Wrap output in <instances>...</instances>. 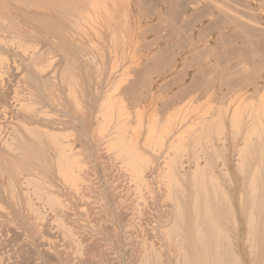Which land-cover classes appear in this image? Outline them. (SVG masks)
Here are the masks:
<instances>
[{"label":"rangeland","instance_id":"374dc122","mask_svg":"<svg viewBox=\"0 0 264 264\" xmlns=\"http://www.w3.org/2000/svg\"><path fill=\"white\" fill-rule=\"evenodd\" d=\"M113 5V2L110 0H0V62L6 63H0V71H3V74L0 72V75H2V77L0 76V128L3 135L10 139L12 134L20 132L21 127L19 122L21 119L19 118L22 117L23 113L20 111L21 107L27 103L29 104L31 101L40 100L41 104L47 107L46 109L49 111L48 115L52 114L49 118L51 123H53L50 128L48 127V130L52 134L54 133V137L61 140L55 141L57 143L55 145L56 143L53 142V138L51 140L53 143L52 147H56L53 149L48 144V148L51 147V149H48V152L46 147V150L43 148V152H47L43 155L45 157L43 158L45 161L43 166L39 161L33 162L17 159V157L5 149H0V157L3 160L1 166L6 170L4 172V170L0 169V264H139L142 261V256L145 254H148V259L151 260L147 263L153 264L155 262V256L153 258L154 252L158 253L159 256L155 264L180 263L181 258H179L178 248L175 247L177 245L174 242V238L168 232L169 227L174 223L176 218V209L174 208L176 204H171L170 201V205L169 200L166 201L167 196L165 195L166 190L164 186L166 189L169 187L164 185L162 177L145 176L149 168H139L140 172L144 170L142 172H144L145 177L143 175L141 177L145 180L146 186L144 184V188L143 186L136 188L133 185L134 182H132L134 178L132 174L133 170L130 169L131 173L127 172L129 168L127 170L122 165L125 157L121 155L124 158L122 161L121 157L116 155L118 153L116 151L117 148H115L117 145L115 144V147L110 152H108L109 149L107 150L109 147L107 136L115 138L113 134L118 133L116 131L122 126L120 124H125V121H128V118H126V105L123 102L127 94L125 89L126 80L121 77V69L126 67L124 63L128 57L136 56L140 51L137 48H133L132 34L123 31L126 27L121 23L122 18L120 17V13L122 11ZM67 21L70 22L68 23ZM26 46H28L27 49ZM33 46L39 49H34ZM15 47L17 48L15 49ZM19 47L20 49L24 47V50L27 51H23L27 52L28 55L26 53L25 55ZM28 50L29 52L34 51L33 58L29 57L33 52L29 53ZM81 54L85 56L83 57ZM28 58H32L33 60H29ZM92 59L93 61H91ZM29 61L31 63L37 62L40 66L36 65L34 67ZM41 64H44L43 67L47 65L46 72L42 69ZM48 66L49 68L52 66L50 71ZM33 68H38V70L36 69L35 72ZM66 69L67 71L62 72V70ZM39 70H43L42 74ZM47 71L51 74L54 72L55 74L53 73L52 77L49 72L47 74ZM68 73L70 74L68 75ZM44 74L48 76H46L48 81L46 78L42 79ZM52 81H54L55 85ZM41 83L46 86L47 92L44 91L45 89H42L44 86ZM118 108L121 111L124 108L123 112L126 114V117L118 115ZM104 110H109L113 118H110L109 122L111 126L109 129L106 128L107 131L102 134V132H99L100 128L98 126L102 123L101 116L104 114ZM4 117L6 118L4 119ZM126 124L123 126H126ZM119 125L120 127H118ZM126 129L124 127L123 131H121L122 134L128 131ZM131 131V133L129 132L130 136L127 132L124 134L125 138L129 137V140H125L129 141V145L132 143L133 147L131 145L130 147L135 150L138 157L142 155V157L148 158L139 151V146L137 145L142 139L140 136L141 130L131 129ZM111 132L114 133L112 134ZM58 135L60 136L58 137ZM28 139L34 145L31 137ZM59 145L60 147L62 146V149L65 147L66 150L69 149V154L71 153L74 157H78L76 158L78 159L77 161L83 166L82 173L81 171L77 172L80 173V177H84V179L81 178L84 182H88L87 186L89 187L86 186V182L85 184L83 182L82 185L86 188L81 185L80 188H82L79 191H74L75 189H69L70 186L62 180L63 178L60 177L58 168L56 167L57 161H55V158L58 156L56 153L57 150L59 151L57 147ZM66 150L64 153L67 152ZM15 162H20L22 164L20 166L22 167H27L28 165L27 170L29 172H27L25 167L22 169V167L14 166ZM83 170L86 171L84 174ZM130 175L133 176L132 179ZM24 176L25 178H38L40 176L41 181L45 182L47 186H51L50 188H46V185H42V188L48 194H57V199H63L62 202L61 200L59 201L65 205L66 209L63 210V208L61 210L51 207L44 202H38L35 195L31 194V188L28 187V189L24 183L25 180H22ZM146 182L150 183L147 185ZM145 187L147 188L145 189ZM149 188L150 190H147ZM160 189H163L162 192L159 191ZM174 189L175 187L173 186ZM173 193H176V191ZM155 194L157 195L155 196ZM139 195L143 198L140 199ZM144 197L146 198L144 199ZM141 200L147 202H142ZM183 205L184 212H189V204ZM31 207L36 208L39 213L42 212L40 214L41 218L33 214ZM238 207L240 211L239 218L244 227L242 241L239 240L241 227L235 233L231 230L229 222L224 219H221V222L224 221L223 226L231 236L236 237L235 241L239 244L237 249L239 248L242 264H264V237L261 236V239L259 237L258 247L255 249L254 255L250 253L251 250H248L247 244L244 245L246 235L244 222L248 204H238ZM147 210L148 212H146ZM56 219L58 221L62 220L60 221L61 224L64 223L68 229H71L70 231L73 233L71 235L75 237L73 240L71 235H68L67 232L66 234L63 229H60L61 227H57ZM166 231L169 238L165 234L167 233ZM133 241L137 242L134 243ZM79 244L86 247L83 248ZM81 247L80 252H77L76 249L78 250ZM152 251L153 253H151ZM150 253L153 255H150ZM50 254L51 256L49 257L48 255ZM190 257L193 258V256ZM194 264L197 263L194 262Z\"/></svg>","mask_w":264,"mask_h":264},{"label":"crops","instance_id":"0c3cea01","mask_svg":"<svg viewBox=\"0 0 264 264\" xmlns=\"http://www.w3.org/2000/svg\"><path fill=\"white\" fill-rule=\"evenodd\" d=\"M110 1L113 2V6L122 11L120 13L121 23L126 27L123 31L132 34L133 48L140 50L138 55L127 58L124 63L126 67L121 69V77L126 80L125 89L127 94L123 102L128 104L124 103L128 117H130H127V123L130 121L128 129L130 128L129 130H131L134 127L133 129L135 130L136 125H139L136 127V130L137 128L142 130L140 135L142 139L137 144L139 151L151 158L152 162V167L145 175L163 176L167 171L163 165L168 161V158L170 161L171 159L174 162L176 161L175 174L177 173V177H180L179 175H191L190 177H192V171H195L199 175V179H202V181L205 179L204 183H206V186L208 185V190L213 188L212 182L207 183L208 180L215 178L214 180L211 179V181H214L213 183L219 185V187L221 186L225 192L223 190L219 191L217 188L213 189L217 193L223 192L222 196L228 193L226 197L229 196L228 200L232 203L234 202V209L239 219L240 211L238 203H236L237 201L239 202L238 196L243 195V201L240 204H249L250 201L247 200V196L249 194L250 176L252 177V172L257 170L259 174L264 173L262 162L261 169L259 168L260 158L264 157L262 156V154L264 155V118L262 119L264 115H260L261 111V114L264 113V107H262L264 103L261 106V102L264 99L260 100L264 97V0H214L216 2L213 0ZM232 16H234L233 19L231 18ZM229 20H232L233 25ZM244 22H249L250 24H245ZM259 23H261L260 26ZM250 42L253 43L251 44ZM259 106H261L260 110ZM234 109H237V111ZM215 110H218V112ZM233 112H237L240 115ZM235 114L236 116L238 115L237 117H241L234 120L237 118ZM204 116L205 118H203ZM206 119L210 120H208L209 124ZM189 127L190 129L188 130ZM158 130L159 132L162 131V135L165 133L163 131L171 133L170 137L169 133L168 136L166 135L168 137H165L166 139L161 135L165 141L163 140L159 144H157L159 141L155 142V140H158L157 134H161ZM186 132L188 134H184ZM201 132L205 137H203ZM151 135L152 138H150ZM185 135L186 137L190 136L192 139L186 138ZM181 136L182 138H180ZM145 137L148 138L146 139ZM172 142L174 146L171 145ZM244 142H247L248 145L246 146L245 155L242 154L246 164L244 162L239 169L236 162L239 161L238 157L241 155V148L246 144ZM210 144L212 145L210 146ZM179 159L181 160L180 162H178ZM184 171L185 173L183 174L178 173ZM207 171L210 172L208 173ZM239 171H243V173ZM200 173L203 175H200ZM224 173L226 174L224 175L225 177L223 176ZM193 174L196 175V178L198 177L197 174ZM209 176L211 177L209 178ZM230 176L234 177V189L228 183L227 177ZM207 177L209 179H206ZM260 177L259 179L262 181L263 176L260 175ZM199 179L196 184L200 183ZM196 184L195 186L198 185ZM211 190L209 191L210 195L211 192L212 194L216 192ZM218 195L221 199V193ZM192 197L194 198V196ZM211 199L213 198L211 197ZM220 199L215 200L219 201ZM215 200H211L214 201L211 204H214L215 208L224 204L222 199L219 203ZM256 201L253 204H264L262 200L258 201L257 199ZM199 204H201L200 201ZM219 207L215 209L217 210L215 212L219 211L218 214L222 218L224 214L220 212L221 209ZM246 219L247 215L244 222L245 229ZM239 222L241 227L239 240L242 241L244 227L240 219ZM223 223L224 221H220V226L223 227ZM259 223L262 227L263 215H261ZM259 231L261 233L260 228ZM245 240L244 242H246Z\"/></svg>","mask_w":264,"mask_h":264},{"label":"bare ground","instance_id":"6f19581e","mask_svg":"<svg viewBox=\"0 0 264 264\" xmlns=\"http://www.w3.org/2000/svg\"><path fill=\"white\" fill-rule=\"evenodd\" d=\"M214 1V0H213ZM245 1V0H244ZM247 1V0H246ZM255 1V0H254ZM14 2V1H13ZM214 2H216V1H214ZM237 2V1H236ZM101 4V3H100ZM258 4V3H257ZM32 5V4H31ZM259 5V4H258ZM261 5V4H260ZM239 6V5H238ZM263 6H264V4H263ZM225 7V6H224ZM226 8V7H225ZM224 8V9H225ZM235 8V7H234ZM233 8V9H234ZM245 8V7H244ZM249 9V8H248ZM227 10V9H226ZM232 10V9H231ZM235 10V9H234ZM233 10V11H234ZM250 10V9H249ZM224 11V10H223ZM236 11H238V10H236ZM229 12V11H228ZM235 12V11H234ZM245 12V11H244ZM237 13V12H236ZM246 13V12H245ZM248 14V13H247ZM252 14V13H251ZM250 14V15H251ZM249 15V16H250ZM219 16V15H218ZM228 16V15H227ZM243 16H244V14H243ZM233 17L234 16H232L231 18L233 19ZM81 18V17H80ZM95 18V17H94ZM237 18V17H236ZM251 19V18H250ZM253 19V18H252ZM223 20H224V18H223ZM235 20V19H234ZM246 20H248V19H246ZM230 21V20H229ZM232 21V20H231ZM230 21V22H231ZM238 21V20H237ZM254 21V20H253ZM252 21V22H253ZM39 22V21H38ZM68 22V21H67ZM66 22V23H67ZM70 22V21H69ZM68 22V23H69ZM74 22V21H73ZM72 22V23H73ZM81 22V21H80ZM255 22V21H254ZM253 22V23H254ZM82 23V22H81ZM245 23V22H244ZM246 23H249V22H246ZM245 23V24H246ZM231 24H232V22H231ZM234 24H235V21H234ZM250 24V23H249ZM260 24L261 23H259V26H260ZM73 25V24H72ZM229 26H230V24H228ZM233 25V24H232ZM240 25V24H239ZM215 26V25H214ZM255 26V25H254ZM76 27V26H75ZM216 27V26H215ZM245 28V27H244ZM252 28H254V27H252ZM215 29V28H214ZM250 29V28H249ZM77 30V29H76ZM216 30V29H215ZM232 30H234V29H232ZM261 30V29H260ZM264 30V29H263ZM248 32V31H247ZM236 33V32H235ZM244 33V32H243ZM264 34V33H263ZM240 35V34H239ZM247 37V36H246ZM130 38V37H129ZM189 38V37H188ZM264 38V37H263ZM187 39V38H186ZM248 39V38H247ZM259 39V38H258ZM13 40V39H12ZM225 40V39H224ZM249 40V39H248ZM256 40V39H255ZM250 41V40H249ZM256 42V41H255ZM251 43V42H250ZM253 43V42H252ZM251 43V44H252ZM7 44V43H6ZM10 45V44H9ZM17 45V44H16ZM20 45V44H19ZM261 45V44H260ZM4 46V45H3ZM11 46V45H10ZM37 46V45H36ZM262 46V45H261ZM27 47L28 46H26V49H27ZM31 47V46H30ZM41 47H43V46H41ZM250 47V46H249ZM257 47H258V45H257ZM17 47H15V49H16ZM23 49H20V47H19V49L21 50V51H23L24 50V47H22ZM33 48H34V46H33ZM33 48H32V50H33ZM35 48H38V47H35ZM34 48V49H35ZM78 48V47H77ZM237 48V47H236ZM31 49V48H30ZM29 49V50H30ZM39 49V48H38ZM229 49V48H228ZM29 50H28V52H29ZM245 50V49H244ZM24 51H27V50H24ZM23 51V52H24ZM230 51V50H229ZM240 51V50H239ZM247 51V50H246ZM262 51V50H261ZM20 52V51H19ZM23 52H22V54H23ZM31 52H33V54L31 53ZM31 52H29V53H31V55L29 56V57H32V55H34V51H31ZM235 52H236V50H235ZM27 54V52H24V54ZM79 53H81V52H79ZM230 53H231V51H230ZM240 53H242V52H240ZM25 54V55H26ZM226 54V53H225ZM229 54V53H228ZM233 54V53H232ZM28 55V54H27ZM37 55V54H36ZM38 55H39V53H38ZM235 55V54H234ZM241 55V54H240ZM244 55V54H243ZM246 55V54H245ZM255 55V54H254ZM81 56H83V54H81ZM85 56V55H84ZM83 56V57H84ZM226 56V55H225ZM22 57V56H21ZM25 57H28V56H25ZM87 57V56H86ZM227 57H228V55H227ZM253 57H255V56H253ZM257 57V56H256ZM33 58V57H32ZM32 58H30V59H32ZM63 58V57H62ZM232 58H233V56H232ZM29 59V58H28ZM29 59V60H30ZM229 59V58H228ZM2 60V59H1ZM33 60V59H32ZM85 60H86V58H85ZM3 61V60H2ZM26 61V60H25ZM55 61H56V59H55ZM65 61V60H64ZM91 61H93V59L91 60ZM247 61V60H246ZM30 62V61H29ZM28 62V63H29ZM57 62H59V61H57ZM68 62V61H67ZM89 62V61H88ZM243 62V61H242ZM1 64H3L4 62H0ZM31 63V62H30ZM37 63V62H36ZM36 63H34V62H32L31 64H33L34 65V67L37 65V66H40V65H38V63L36 64ZM95 63V62H94ZM240 63V62H239ZM244 63V62H243ZM251 63H253L252 61H251ZM258 63V62H257ZM256 63V64H257ZM260 63V62H259ZM261 63H263V62H261ZM4 64H6V63H4ZM52 64V63H51ZM235 64H236V62H235ZM246 64V63H245ZM11 65V64H10ZM42 65V64H41ZM44 65V64H43ZM43 65H42V67H43ZM67 65H69V64H67ZM221 65V64H220ZM4 66V65H3ZM47 66V65H46ZM46 66H44L42 69L46 72ZM71 66V65H70ZM218 66V65H217ZM262 66V65H261ZM52 67V66H51ZM50 67V68H51ZM68 67V66H67ZM1 68V67H0ZM48 68H49V66H48ZM50 68H49V71H50ZM66 68V67H65ZM64 68V69H65ZM74 68V67H73ZM92 68H93V66H92ZM95 68H97L96 66H95ZM212 68V67H211ZM259 68V67H258ZM257 68V69H258ZM33 69H35L34 71L36 72V69L38 70V68H33ZM39 69H40V67H39ZM68 70H70L69 68H67ZM67 69L66 70H62V72L63 71H67ZM79 69V68H78ZM240 69V68H239ZM238 69V70H239ZM3 70V69H2ZM42 70V71H43ZM6 71V70H5ZM4 71V72H5ZM39 71H41V70H39ZM42 71H41V74H42ZM49 71H47V74H48V72ZM255 71V70H254ZM1 72V71H0ZM25 72V71H24ZM45 72H43V73H45ZM249 72V71H248ZM252 72V71H251ZM2 74H3V71L1 72ZM23 73V72H22ZM39 73V72H38ZM50 73V72H49ZM54 73V72H53ZM53 73L51 74V76L53 75ZM74 73V72H73ZM246 73V72H245ZM5 74V73H4ZM46 74V73H45ZM45 74H44V77L42 76V79L43 78H46V76H45ZM50 74H49V76H50ZM55 74V73H54ZM62 74V73H61ZM64 74V73H63ZM70 73H68V75H69ZM97 74V73H96ZM244 74V73H243ZM247 74V73H246ZM90 75V74H89ZM127 75V74H126ZM1 77H2V75H0ZM24 76V75H23ZM27 76V75H26ZM39 76L41 77V75L39 74ZM95 76V75H94ZM5 77V76H4ZM48 77V76H47ZM53 77V76H52ZM238 77V76H237ZM7 78H9V77H7ZM95 78V77H94ZM48 78H46V80H47ZM122 79H124V78H122ZM248 79H250L249 77H248ZM260 79V78H259ZM82 80V79H81ZM26 81V80H25ZM42 81H44V82H47V81H45V80H42ZM240 81V80H239ZM1 82H2V80H1ZM4 82V81H3ZM53 82V84H54V81H52ZM51 82V83H52ZM255 82V81H254ZM260 82V81H259ZM51 83H49V84H51ZM83 83V82H82ZM234 83V82H233ZM241 83V82H240ZM249 83H251V82H249ZM258 83V82H257ZM12 84V83H11ZM42 84V86H44L43 85V83H41ZM46 84V83H45ZM222 84V83H221ZM228 84V83H227ZM234 84H236V83H234ZM239 84V83H238ZM252 84H254V83H252ZM252 84H250V85H252ZM260 84V83H259ZM47 85V84H46ZM55 85V84H54ZM257 85V84H256ZM1 86H4V85H1ZM24 86V85H23ZM51 86V85H50ZM235 86V85H234ZM240 86H242V85H240ZM248 86V85H247ZM52 87H53V85H52ZM225 87H226V85H225ZM236 87H238V86H236ZM245 87H246V85H245ZM259 87V86H258ZM24 88H25V86H24ZM118 88V87H117ZM238 88H241V87H238ZM244 88V87H243ZM256 88V87H255ZM42 89L44 90V91H46V86H44V87H42ZM49 89V88H48ZM257 89V88H256ZM28 90V89H27ZM58 90V89H57ZM259 90V89H258ZM43 91V92H44ZM226 91V90H225ZM29 92V91H28ZM47 92V91H46ZM50 92V91H49ZM256 92V91H255ZM239 93V92H238ZM9 94V93H8ZM48 94H50V93H48ZM122 94V93H121ZM239 95H240V93H239ZM251 95H253L252 93H251ZM257 95V94H256ZM22 96V95H21ZM48 96V95H47ZM245 96H248V95H245ZM254 96V95H253ZM261 96V95H260ZM259 96V97H260ZM263 96V95H262ZM27 97H29V96H27ZM33 97V96H32ZM52 97V96H51ZM20 98V97H19ZM49 98V97H48ZM53 98V97H52ZM125 98V97H124ZM209 98V97H208ZM226 98V97H225ZM246 98V97H245ZM261 98V97H260ZM213 99V98H212ZM262 99H264V97L263 98H261L260 100L262 101ZM196 100H197V98H196ZM226 100V99H225ZM20 101V100H19ZM27 101V100H26ZM54 101V100H53ZM220 101V100H219ZM228 101V100H227ZM232 101V100H231ZM32 102V103H31ZM29 104L27 103L26 105H23L22 107H21V109H20V111H22L23 113H22V117L21 118H19V119H21V121L19 122V125H20V127H21V131L20 132H18V133H15V134H12L11 136V138L9 139L8 137H5L4 135H3V132H2V129L0 128V149H5L6 151H8L9 153H11V154H13L15 157H17V159H22V160H27V161H39L41 164H42V166L44 165L43 163H45V161L43 160V158H45V157H43V155H44V153L46 154L47 152H48V149H51V147H52V141L51 140H53V138H54V141L53 142H55V141H61V140H58V138H56V137H54V133L52 134L49 130H48V127L50 128V126H51V124L53 123H51V121H50V116L52 115H48V112L49 111H47V107H45L44 105H42L41 104V102H40V100L39 101H35V102H33V101H31ZM113 102V101H112ZM115 102V101H114ZM216 102H217V100H216ZM224 102V101H223ZM250 102V101H249ZM256 102V101H255ZM110 103V102H109ZM108 103V104H109ZM125 103V102H124ZM222 103V102H221ZM244 103H246V102H244ZM260 103V102H259ZM262 103H264V101L263 102H261V106L263 105ZM80 104V103H79ZM118 104H120V103H118ZM125 104H127V103H125ZM215 104V103H214ZM232 104V103H231ZM242 104H243V102H242ZM257 104V103H256ZM77 105V104H76ZM81 105V104H80ZM121 105V104H120ZM128 105V104H127ZM224 105V104H223ZM252 105V104H251ZM119 106V105H118ZM118 106H116V107H118ZM203 106V105H202ZM228 106V105H227ZM261 106H259V110L261 109L260 107ZM20 107V106H19ZM77 107V106H76ZM109 107H111V106H109ZM119 107H121V106H119ZM123 107H125L124 105H123ZM207 107V106H206ZM222 107V106H221ZM257 107V106H256ZM262 107H264V106H262ZM14 108V107H13ZM17 108V107H16ZM213 108V107H212ZM211 108V109H212ZM143 109V108H142ZM200 109V108H199ZM241 109V108H240ZM123 111H124V108L122 109ZM186 110V109H185ZM213 110V109H212ZM233 110V109H232ZM234 110H236L237 111V109H234ZM258 110V109H257ZM263 110V109H262ZM17 111V110H16ZM105 111V110H104ZM103 111V115L101 116V118H102V123H101V125L100 126H98L99 128H100V130H99V132H102V134H103V132H106L107 131V129L106 128H108L109 129V127L111 126V124H110V118H113L112 117V114L109 112V110H107V111H105L104 112ZM118 112H119V114L118 115H120L121 117H126V114H124V112L123 111H121V109L120 108H118V110H117ZM134 111V110H133ZM216 111V110H215ZM118 112H116V113H118ZM123 112V113H122ZM132 112V111H131ZM136 112V111H135ZM216 112H218V110L216 111ZM215 112V113H216ZM239 112V111H238ZM264 112V111H263ZM114 113V112H113ZM133 113V112H132ZM138 113V112H137ZM187 113V112H186ZM233 113H236V114H238V115H240L239 113H237V112H233ZM243 113V112H242ZM250 113V112H249ZM261 113H262V111H261ZM260 113V115H264V113L263 114H261ZM17 114V113H16ZM26 114H29V115H27L26 116ZM115 114V113H114ZM145 114V113H144ZM236 114H235V116H236ZM244 114V113H243ZM135 115V114H134ZM133 115V116H134ZM204 115V114H203ZM206 115V114H205ZM234 115V114H233ZM237 115V116H238ZM4 116V115H3ZM114 116H116V115H114ZM185 116V115H184ZM184 116H183V119H184ZM235 116H233V117H235ZM236 116V117H237ZM261 116V117H262ZM2 117V116H1ZM54 117V116H53ZM82 117V116H81ZM118 117V116H117ZM127 117H128V114H127ZM126 117V118H127ZM141 117V116H140ZM241 116H239V117H237V118H235L234 120H236V119H238V118H240ZM251 117V116H250ZM6 117H4V119H5ZM83 118V117H82ZM126 118H123V119H126ZM128 118H130V117H128ZM136 118H137V116H136ZM199 118V117H198ZM203 118H205V116L203 117ZM207 118V117H206ZM264 118V116L262 117V119ZM51 119H55V118H51ZM119 119V118H118ZM211 119V118H210ZM218 119V118H217ZM1 120H2V118H1ZM62 120V119H61ZM116 120V119H115ZM128 120V119H127ZM130 120V119H129ZM140 120V119H139ZM167 120V119H166ZM201 120V119H200ZM200 120H198V121H200ZM207 120V119H206ZM209 120V119H208ZM208 120L206 121L207 123H208ZM220 120V119H219ZM264 120V119H263ZM122 121V120H121ZM141 121V120H140ZM184 121V120H183ZM210 121V120H209ZM230 121V120H229ZM232 121V120H231ZM252 121V120H251ZM130 122V121H129ZM128 122V123H129ZM165 122H167V121H165ZM204 122V121H203ZM260 122V121H259ZM65 123V122H64ZM120 123V122H119ZM127 123V121H125V124ZM141 123V122H140ZM147 123V122H146ZM171 123V122H170ZM198 123V122H197ZM218 123V122H217ZM235 123H236V121H235ZM234 123V124H235ZM264 123V122H263ZM55 124V123H54ZM99 124V123H98ZM124 123L123 124H120V125H122L121 127H120V125L118 126V127H120V128H118V130L116 131V132H118L117 134L115 133V134H113L112 132V134L113 135H115V138L114 137H108L107 136V140H108V148H107V150L109 149V151L108 152H110V150H112L114 147H115V144L117 145V146H119V147H115V148H117L116 149V151L118 152V153H116L114 150V152L116 153V155H118V156H120L121 158V160L123 161V156L125 157V159H124V163H122V165H123V167L124 168H127V170H128V168H129V171H127V172H130L131 173V170H133L132 171V174H133V176H134V178H133V176L132 175H130V177H131V179L133 180L132 182H134V184L133 185H135V187L136 188H140L139 186H143V188H144V184H145V180H143V178L141 177L142 175L144 176V172H142V171H144V170H141V172L139 171V168L141 169V168H149L150 169V166H152V163L151 162H149V160L151 159H149V157L148 158H144V157H142V155L140 156L139 154V156L140 157H138L137 156V154H136V152H135V150H133V148H131L130 147V145L132 144H130L129 145V141H127V140H125V139H128L129 140V137L128 138H125L126 136L124 135V134H126V132H127V134L129 135V129H128V124H126V126H123V125H125ZM142 124H144V123H142ZM168 124V123H167ZM209 124V123H208ZM219 124H221V123H219ZM230 124H231V122H230ZM238 124V123H237ZM262 124V123H261ZM63 125V124H62ZM130 125H132V124H130ZM134 125V124H133ZM165 125V124H164ZM260 125V124H259ZM137 126H139L138 124L136 125V127ZM146 126V125H145ZM175 126V125H174ZM208 126H210V125H208ZM213 126V125H212ZM236 126V125H235ZM33 127V128H32ZM97 127V128H98ZM123 127V128H122ZM124 127H126L127 129L126 130H128V131H125V132H123V134H122V132L121 131H123V129H124ZM136 127H135V130H136ZM150 127H152V126H150ZM163 127V126H162ZM205 127V126H204ZM264 127V126H263ZM56 128V127H55ZM96 128V129H97ZM116 128H117V126H116ZM122 128V130H120ZM134 127H132V129H133ZM167 128V127H166ZM165 128V129H166ZM234 128V127H233ZM250 128V127H249ZM253 128V127H252ZM256 128V127H255ZM262 128V127H261ZM261 128H259L260 130H261ZM104 129H106L105 131H104ZM114 129V128H113ZM138 129V128H137ZM151 129V128H150ZM157 129V128H156ZM165 129H162V130H165ZM171 129V128H170ZM190 129V127L188 128V130ZM192 129V128H191ZM57 130V129H56ZM166 130H168V129H166ZM175 130V129H174ZM185 130V129H184ZM188 130H186V131H188ZM197 130V129H196ZM207 130V129H206ZM257 130V129H256ZM112 131V130H111ZM131 131V130H130ZM142 131V130H141ZM148 131V130H147ZM152 131V130H151ZM168 131H170V130H168ZM192 131V130H191ZM215 131V130H214ZM263 131V130H262ZM132 132V131H131ZM130 132V133H131ZM133 132H135V131H133ZM158 132H159V130H158ZM161 132V134L159 135V134H157V139L158 140H155V142L157 141H159L157 144H159L160 142H163V137L165 138L166 137V135L168 136V133H166V131H163V132H165V133H163L164 135H162V131H160ZM159 132V133H160ZM171 132V131H170ZM184 132V131H183ZM198 132V131H197ZM216 132V131H215ZM253 132V131H252ZM58 133V132H57ZM95 133V132H94ZM98 133V132H97ZM174 133H175V131H174ZM196 133V132H195ZM199 133V132H198ZM197 133V134H198ZM210 133V132H209ZM212 133V132H211ZM259 133V132H258ZM141 134V133H140ZM152 134V133H151ZM170 134L171 133H169V137H170ZM184 134H188V132H186V133H184ZM201 134H202V132H201ZM215 134V133H214ZM217 134V133H216ZM246 134V133H245ZM260 134V133H259ZM123 135H124V137H123ZM127 135V136H128ZM132 135V134H131ZM149 135V134H148ZM147 135V136H148ZM159 135V136H158ZM161 135L163 136V137H161ZM189 135H190V133H189ZM191 135H193V134H191ZM196 135V134H195ZM203 135V134H202ZM249 135V134H248ZM262 135V134H261ZM56 136V135H55ZM60 135H58V137H59ZM62 136V135H61ZM111 136V135H110ZM144 136V135H143ZM150 136V135H149ZM148 136V137H149ZM175 136V135H174ZM173 136V137H174ZM210 136H211V134H210ZM247 136V135H246ZM29 137H31V139H32V141H33V143H34V145L36 144V146H34L33 144H31V142H30V140L28 139ZM147 137V138H148ZM159 137H160V139L162 140H160L159 139ZM178 137V136H177ZM184 137V136H183ZM185 137H186V135H185ZM189 137V139H192L190 136H188ZM188 137H186V138H188ZM203 137H205L204 135H203ZM213 137V136H212ZM8 138V139H7ZM61 138H63V137H61ZM114 138V139H113ZM146 138V137H145ZM146 138V139H147ZM150 138H152V135H151V137ZM166 138H168V137H166ZM165 138V139H166ZM180 138H182V136L180 137ZM198 138H199V136H198ZM250 138V137H249ZM132 139H133V137H132ZM156 139V138H155ZM197 139V138H196ZM149 140V139H148ZM154 140V139H153ZM186 140V139H185ZM195 140V139H194ZM205 140V139H204ZM144 142H146L145 140H143ZM152 141V140H151ZM150 141V142H151ZM165 141V140H164ZM188 141V140H187ZM186 141V142H187ZM192 141V140H191ZM211 141V140H210ZM51 144H50V143ZM137 142V141H136ZM182 142V141H181ZM180 142V143H181ZM195 142V141H194ZM217 142H218V140H217ZM256 142H257V140H256ZM258 142H260V141H258ZM56 143V142H55ZM58 143H60V142H58ZM147 143H148V141H147ZM154 143V142H153ZM170 143V142H169ZM175 143V142H174ZM179 143V142H178ZM177 143V144H178ZM189 143V142H188ZM204 143H206V142H204ZM244 143H246V144H244V147H242L241 148V150H240V154L241 155H239V161L238 162H236L237 163V167L240 169L241 167H242V165L244 164V162H245V160H243V158L244 157H242V154H244V153H246V151H247V147L246 146H248L247 145V142H244ZM250 143V142H249ZM48 144L49 145H51V147H49L48 148ZM146 144V143H145ZM144 144V145H145ZM162 144V143H161ZM184 144V143H183ZM191 144V143H190ZM195 144H196V142H195ZM194 144V145H195ZM55 145H57V143L55 144ZM63 145V144H62ZM69 145V144H68ZM136 145V144H135ZM150 145V144H149ZM171 145H173V142H172V144ZM207 145V144H206ZM212 144H210V146H211ZM255 145V144H254ZM40 148H42V149H40ZM70 146V145H69ZM68 146V147H69ZM132 147H133V145H131ZM153 146H155V145H153ZM160 146V145H159ZM174 146V145H173ZM198 146H199V144H198ZM45 147L47 148V152H43V148H44V150H46L45 149ZM54 147H56V146H53L52 148L54 149ZM58 147V149H59V151L57 150V153H56V155H58L57 156V158H55V161H57L56 163H57V168H58V172H59V175H60V177L61 178H63L62 180H64L65 182H66V184H68L70 187H69V189H75L74 191H79V189H81L84 185H82V183L84 182L83 180H82V178L84 179V177H80V173H78L77 171H81L82 170V166L83 165H81L77 160L78 159H76V158H78V157H74V155H71V153L69 154L68 152L70 151L69 149H62V146L60 147V145L59 146H57ZM134 147H136V146H134ZM156 147V146H155ZM194 147V146H193ZM196 147V146H195ZM223 147V146H222ZM250 147V146H249ZM248 147V149H250ZM131 148V149H130ZM208 148V147H207ZM175 149V148H174ZM183 149V148H182ZM193 149V148H192ZM214 149V148H213ZM67 151V152H65L64 153V151ZM69 150V151H68ZM158 151H159V149H157ZM203 150V149H202ZM261 150V149H260ZM180 151V150H179ZM262 151V150H261ZM145 152H147V151H145ZM184 152V151H183ZM185 152H187L186 150H185ZM224 152V151H223ZM52 153V152H51ZM68 153V154H67ZM154 153V152H153ZM195 153V152H194ZM211 153H212V151H211ZM219 153H220V151H219ZM222 153V152H221ZM73 154V153H72ZM152 154V153H151ZM150 154V155H151ZM178 154V153H177ZM180 154H182V153H180ZM196 154V153H195ZM215 154V153H214ZM49 155V154H48ZM121 155H123V156H121ZM185 155H186V153H185ZM245 155V154H244ZM208 156V155H207ZM218 156V155H217ZM262 156H264L263 154H262ZM176 157V156H175ZM181 157H182V155H181ZM155 158V157H154ZM170 158V157H169ZM185 158V157H184ZM216 158V157H215ZM116 159V158H115ZM119 159V158H118ZM119 159V160H120ZM176 159V158H175ZM220 159V158H219ZM237 159V158H236ZM235 159V160H236ZM254 159V158H253ZM167 162L163 165V167L165 168V169H167V171H166V173H164V172H162V173H164V175L163 176H159V177H162V180H164L163 182L165 183H161V184H164V185H166L167 187H169V188H167L166 189V187L164 186V188H165V190H166V198H167V200L166 201H168L169 200V204H170V201H171V204H176V206L174 207L175 209H176V218L175 217H173V218H175V220H174V223L173 224H171V226L169 227V229H168V232H169V234H170V236H172L173 238H174V242L176 243V245L177 246H175V247H177L178 248V252H179V258H181V260H180V263H182V264H194V262H196L197 264H242V259H241V256H240V253H239V250L237 249V247H238V243L235 241L236 240V237L235 236H231L230 235V233L228 232V230L223 226H220L221 224H220V221H221V219H224L225 221H227V222H229V224H230V227H231V230H233V232H238V230L240 229V222H239V219H238V217H237V214H236V210L234 209V202L232 203L231 201H229L228 200V197L229 196H227L226 197V195L228 194L227 192V194L224 196H222V193L223 192H219V193H217V191L216 190H214L213 188H217V190H223L222 188H221V186L219 187V185H217V184H215V183H213L214 181H211V179L212 178H210L211 176H209V178L207 177L206 179H209L208 180V184H209V182H212V184H210V185H212V187L213 188H211V186H210V188L212 189H210L211 191H216V192H214L213 194H212V192H211V195H210V193H209V191L210 190H208V188H207V186H206V183H204V180L205 179H203V181H202V179H199V175L197 174V172H195V171H192V177H190L189 175H186V176H182V175H179L180 177H177L176 176V174H175V171H173V169H176L177 167H176V161L174 162V161H172V159H171V161L167 158ZM249 160V159H248ZM11 161V160H10ZM13 161V160H12ZM18 161H20V160H18ZM26 161V162H27ZM47 161V160H46ZM181 160L179 159V161L178 162H180ZM255 161V160H254ZM261 162L263 163V166H264V157H262V158H260V169H261ZM2 163H3V160H2V158L0 157V169L3 171L4 170V168L1 166L2 165ZM28 163V162H27ZM150 163H151V165H150ZM204 163V162H203ZM30 164V163H29ZM33 164V163H32ZM31 164V165H32ZM205 164V163H204ZM245 164H246V162H245ZM18 166V167H22V166H20V165H22L20 162H15L14 163V166ZM24 165V164H23ZM35 165V164H34ZM56 165V164H55ZM251 165V164H250ZM87 166V165H86ZM224 166V165H223ZM248 166V165H247ZM253 166L255 167V165L253 164ZM23 167H25V166H23ZM23 167H22V169H23ZM27 167H28V165H27ZM27 167H25L26 168V170H27ZM35 167H36V165H35ZM85 167V166H84ZM16 168V167H15ZM56 168V169H57ZM197 168V167H196ZM195 168V169H196ZM256 168V167H255ZM254 168V169H255ZM30 169H32V168H30ZM35 169V168H34ZM83 169H86V168H83ZM93 169V168H92ZM131 169V170H130ZM164 169V170H165ZM186 169V168H185ZM26 170H22V171H26ZM159 170V169H158ZM207 170H208V168H207ZM243 170V169H242ZM263 170V169H262ZM1 171V172H2ZM6 170H4V172H5ZM57 171V170H56ZM84 171V170H83ZM156 171V170H155ZM197 171V170H196ZM199 171H200V169H199ZM203 171V170H202ZM225 171V170H224ZM258 171V170H257ZM252 172L253 174H252V177L250 176V187H249V194H248V199L247 200H249L250 201V203L248 204V206H249V209H248V213H247V219H246V235H245V244L244 245H246L247 244V247H248V250L250 251L251 250V252L250 253H252L253 255H254V253L256 252L255 251V249H257V245L258 244H256L257 243V241L259 240V237H260V235H259V228H260V230H261V236L262 237H264V204H253V202H255L257 199H258V201L259 200H262L263 202H264V173H262V174H259V172ZM261 171V170H260ZM27 172H29V170H27ZM30 172H32V171H30ZM57 172V173H58ZM86 171H84L83 172V174L85 173ZM89 172V171H88ZM151 172V171H150ZM191 172V171H190ZM189 172V173H190ZM208 172V171H207ZM210 172V171H209ZM208 172V173H209ZM228 172V171H227ZM239 172H241V171H239ZM23 174H24V172H22ZM81 173H82V171H81ZM93 173V172H92ZM130 173H128V174H130ZM154 173V172H153ZM158 173V172H157ZM179 174H183V173H185V171L184 172H178ZM193 173H195V174H197L198 175V179H199V181H200V183L198 182L197 184H196V181H198V179L196 178V175H194ZM199 173V172H198ZM241 173H243V171L241 172ZM261 173V172H260ZM18 174L19 175H21V173L20 172H18ZM34 174H36V173H34ZM83 174H81V175H83ZM166 174V175H165ZM58 175V174H57ZM93 175V174H92ZM160 175V174H159ZM200 175H203L202 173H200ZM224 175H226L225 173L223 174V176ZM260 175H262L263 176V180L261 181L260 179H259V177H260ZM84 176H86V175H84ZM129 176V175H128ZM146 176V175H145ZM144 176V177H145ZM149 176V175H148ZM187 176H189V177H187ZM206 176V175H205ZM27 177V176H26ZM34 177H35V175H34ZM34 177H28V178H25V176L23 177V179L22 180H25L24 181V183H25V185H27V188L28 187H30L31 188V190L30 191H32V193L31 194H34L35 195V197H36V199H37V201L39 202H44L45 204H48V205H50L51 207H55V208H57V209H63V210H65L66 208H65V205H63L61 202H62V200L61 199H57L58 197H57V194H54V193H52V194H54V195H52V194H48L42 187V185H46L47 186V184L45 183V182H43V181H41L40 180V176H38V178H34ZM89 177V176H88ZM87 177V178H88ZM92 177V176H91ZM124 177V176H123ZM127 177V176H126ZM201 177H203V176H201ZM215 177V176H214ZM213 177V178H214ZM225 177V176H224ZM242 177V176H241ZM204 178V177H203ZM261 178V177H260ZM145 179V178H144ZM154 179V178H153ZM215 179V178H214ZM214 179H212V180H214ZM227 179H228V183L230 184V187H232V189H234V186H235V183H234V179L230 176V177H227ZM21 180V179H20ZM60 180V179H59ZM96 180V179H95ZM161 180V181H162ZM61 181V180H60ZM64 181H62L63 183H64ZM128 181V180H127ZM202 181V182H201ZM216 181V180H215ZM226 181V180H225ZM249 181V180H248ZM47 182V181H46ZM86 182V181H85ZM85 182H84V184H85ZM93 182V181H92ZM113 182V181H112ZM118 182V181H117ZM129 182V181H128ZM160 182V181H159ZM206 182V181H205ZM247 182V181H246ZM126 183V182H125ZM147 183V182H146ZM150 183V182H149ZM149 183H147V185L149 184ZM216 183H218V182H216ZM21 184V183H20ZM117 184V183H116ZM152 184V183H151ZM195 184L197 185V186H195ZM82 185V187L80 188V186ZM88 185V182H86V186ZM95 185V184H94ZM137 185V186H136ZM221 185V184H220ZM113 186H115V185H113ZM125 186V185H124ZM145 186H146V184H145ZM162 186V187H163ZM173 186L175 187V189L173 190ZM50 188L51 186H47L46 188ZM87 187H89V186H87ZM93 187V186H92ZM126 187V186H125ZM155 187V186H154ZM84 188H86L85 186H84ZM122 188V187H121ZM147 187H145V189H146ZM151 188V187H150ZM150 188L149 189H147V190H150ZM160 188V187H159ZM195 190H194V189ZM218 188H220V189H218ZM24 189V188H23ZM29 189V188H28ZM68 189V190H69ZM152 189V188H151ZM156 189V188H155ZM236 189V188H235ZM91 190V189H90ZM94 190V189H93ZM139 190V189H138ZM163 190V189H162ZM162 190L160 189L159 191H161L162 192ZM241 190V189H240ZM72 191V190H71ZM133 191V190H132ZM140 191V190H139ZM157 191V190H156ZM174 191H176V193H173ZM224 191V190H223ZM235 191V190H234ZM243 191V190H242ZM49 193H51L50 191H48ZM73 192V191H72ZM80 192H83V191H80ZM79 192V194H81ZM125 192V191H124ZM148 192V191H147ZM151 192V191H150ZM193 192H194V194H193ZM225 192V191H224ZM30 193V192H29ZM76 193H78V192H76ZM75 193V194H76ZM105 193V192H104ZM134 193V192H133ZM149 193V192H148ZM158 193H160V192H158ZM221 193V195H220V197H221V199L222 200H224V201H222V202H224V204L223 205H221V207H219V206H217V207H219L220 209V212L222 213V214H224L223 215V217L221 218V216L218 214V212H215V211H217V210H215L216 208H215V205L214 204H211V202H213L214 203V201H211V200H215V199H220L219 198V195L218 194H220ZM240 193V192H239ZM91 194V193H90ZM146 194V193H145ZM161 194H163V193H161ZM161 194H160V196H161ZM33 195V196H34ZM67 195V194H66ZM136 195V194H135ZM147 195V194H146ZM153 195V194H152ZM157 194H155V196H156ZM218 195V196H217ZM241 195V194H240ZM60 196V195H59ZM86 196H87V194H86ZM143 196V195H142ZM145 196V195H144ZM148 196V195H147ZM163 196V195H162ZM192 196H194V198L192 197ZM218 198H217V197ZM234 196H235V193H234ZM233 196V197H234ZM88 197V196H87ZM91 197V196H90ZM130 197V196H129ZM128 197V198H129ZM134 197V196H133ZM136 197V196H135ZM139 197H140V195H139ZM211 197L213 198V199H211ZM239 197V202L236 200V199H238L237 197H236V199H235V201H237L236 203H238L239 205H240V202L241 201H243V195H241V196H238ZM246 197V196H245ZM86 198V197H85ZM122 198V197H121ZM126 198V197H125ZM143 198V197H142ZM141 197H140V199H142ZM146 197H144V199H145ZM162 198V197H161ZM231 198V197H230ZM83 199V198H82ZM81 199V201H83ZM87 199V198H86ZM133 199V198H132ZM139 199V198H138ZM137 199V200H138ZM220 199V200H221ZM30 200V199H29ZM59 200H61V202L59 201ZM136 200V201H137ZM148 200V199H147ZM153 200V199H152ZM152 200H150V201H152ZM155 200V199H154ZM219 200V201H220ZM85 201V200H84ZM142 202H147V201H143V200H141ZM193 201V202H192ZM199 201L201 202V204H199ZM215 201H218V200H215ZM219 201H218V203H219ZM232 201H233V199H232ZM248 201V202H249ZM37 202V203H38ZM126 202V201H125ZM131 202H132V200H131ZM157 202V201H156ZM197 202H198V204H197ZM257 202V201H256ZM18 203V202H17ZM63 203H65V202H63ZM121 203V202H120ZM165 203V202H164ZM163 203V204H164ZM216 203V202H215ZM229 203H231V204H229ZM252 203V204H251ZM43 204V203H42ZM66 204V203H65ZM83 204V203H82ZM150 204H152L151 202H150ZM170 204V205H171ZM183 204H189V208H190V210H189V212H184V209H183V207H184V205ZM191 204V205H190ZM220 204H222V203H220ZM40 205V204H39ZM137 205H139V204H137ZM28 206H30V205H28ZM33 206V205H32ZM126 206V205H125ZM149 206V205H148ZM174 206V205H173ZM40 207V206H39ZM68 208V207H67ZM90 208H92V207H90ZM89 208V209H90ZM141 208V207H140ZM160 208V207H159ZM173 208V207H172ZM173 208V209H174ZM31 209H32V212H33V214H35V215H37L38 216V218H41L40 216V214L42 213V212H40L39 213V211L35 208H33V207H31ZM69 209V208H68ZM131 209V208H130ZM142 209V208H141ZM28 210H29V208H28ZM40 210H41V208H40ZM52 210H53V208H52ZM91 210V209H90ZM96 210V209H95ZM145 210V209H144ZM158 210V209H157ZM161 210V209H160ZM42 211V210H41ZM54 211L56 212V210L54 209ZM53 211V212H54ZM70 211V210H69ZM84 211V210H83ZM87 211V210H86ZM94 211V210H93ZM44 212V211H43ZM64 212H67V211H64ZM132 213H133V211H131ZM146 212H148V210L146 211ZM68 213V212H67ZM32 214V213H31ZM52 214V213H51ZM91 214V213H90ZM44 215V214H43ZM66 215H68V214H66ZM93 215V214H92ZM125 215V214H124ZM130 215H131V213H130ZM261 215H263V223H262V227L260 226V223H259V219L261 218ZM34 216V215H33ZM72 216V215H71ZM53 217V216H52ZM129 217V216H128ZM37 218V219H38ZM85 218V217H84ZM105 218V217H104ZM136 218V217H135ZM55 219V218H54ZM58 220H59V218H57ZM56 219V220H57ZM91 219V218H90ZM36 220V219H35ZM51 220V219H50ZM56 221L57 222V224L56 225H58L57 227H61L60 229L62 230L63 229V231L66 233H68V235H71V234H73L72 233V231H70L71 229L69 228H67L66 227V225L64 224V223H62L61 224V222L60 221H62V220H60V221ZM121 220V219H120ZM139 220V219H138ZM143 220H144V218H143ZM44 221V220H43ZM55 221V220H54ZM54 221H52L53 223H54ZM65 221V220H64ZM96 221V220H95ZM94 221V222H95ZM104 221V220H103ZM127 221V220H126ZM39 222V221H38ZM41 222V221H40ZM45 222V221H44ZM51 222V223H52ZM55 222V223H56ZM67 223V222H66ZM105 223V222H104ZM140 223H141V221H140ZM172 223V222H171ZM44 224V223H43ZM84 224V223H83ZM106 224V223H105ZM137 224V223H136ZM38 225V224H37ZM53 225V224H52ZM69 225V224H68ZM36 226V225H35ZM97 226V225H96ZM227 226H229V225H227ZM260 226V227H259ZM104 227V226H103ZM134 227H136V226H134ZM98 228V227H97ZM137 228V227H136ZM142 228H143V226H142ZM229 228V227H228ZM73 229V228H72ZM111 229V228H110ZM77 230V229H76ZM112 230V229H111ZM124 230V229H123ZM146 230V229H145ZM144 231V230H143ZM71 232V233H70ZM94 232V231H93ZM139 232V231H138ZM167 232V231H166ZM168 232L167 233H165L166 235H167V238H169L168 237ZM43 233V232H42ZM66 233V234H67ZM110 233V232H109ZM74 234H75V232H74ZM77 234V233H76ZM81 234V233H80ZM97 234V233H96ZM102 234V233H101ZM114 234V233H113ZM135 234V233H134ZM64 235V234H63ZM87 235V234H86ZM94 235V234H93ZM107 235V234H106ZM145 235V234H144ZM235 235V234H234ZM237 235V234H236ZM239 235V234H238ZM74 236V235H73ZM75 236H79V235H75ZM95 236V235H94ZM104 236V235H103ZM110 236V235H109ZM137 236V235H136ZM146 236V235H145ZM69 237V236H68ZM71 237H72V235H71ZM71 237H69L70 239H71ZM138 237V236H137ZM54 238V237H53ZM73 238H75V237H72V240H73ZM96 238V237H95ZM112 238V237H111ZM115 238V237H114ZM166 238V237H165ZM261 238V237H260ZM88 239V238H87ZM86 239V240H87ZM90 239V238H89ZM60 240V239H59ZM75 240V239H74ZM104 240H105V238H104ZM107 240V239H106ZM111 240V239H110ZM170 240H171V237H170ZM242 240V239H241ZM48 241V240H47ZM65 241V240H64ZM77 241V240H76ZM81 241V240H80ZM90 241V240H89ZM98 241V240H97ZM138 241V240H137ZM137 241H135V242H137ZM53 242V241H52ZM75 242V241H74ZM73 242V243H74ZM78 242V241H77ZM84 242V241H83ZM88 242V241H87ZM134 242V241H133ZM134 242V243H135ZM79 243V242H78ZM85 243V242H84ZM90 243V242H89ZM242 243V242H241ZM56 244V243H55ZM88 244V243H87ZM138 244V243H137ZM64 245V244H63ZM80 245V244H79ZM106 245V244H105ZM145 245V244H144ZM171 245V244H170ZM243 245V246H244ZM262 245V244H261ZM50 246V245H49ZM78 246V245H77ZM80 246H82V245H80ZM103 246V245H102ZM117 246V245H116ZM116 246H115V248H116ZM134 246V245H133ZM138 246V245H137ZM141 246V245H140ZM47 247H48V245H47ZM54 247V246H53ZM79 247V246H78ZM83 247V246H82ZM82 247L81 248H78V250L76 249V251L77 252H80V249H82ZM86 247V246H85ZM85 247H83V248H85ZM114 247V246H113ZM191 247V248H190ZM245 247V246H244ZM49 248V247H48ZM47 248V249H48ZM50 248H51V246H50ZM55 248V247H54ZM53 248V249H54ZM75 248H77V247H75ZM93 248V247H92ZM260 248V247H259ZM42 249V248H41ZM53 249H51L52 251H54ZM58 249H59V247H58ZM66 249V248H65ZM68 249V248H67ZM87 249V248H86ZM145 249V248H144ZM143 249V250H144ZM147 249V248H146ZM148 249H149V247H148ZM147 249V250H148ZM190 249H191V252H190ZM245 249V248H244ZM51 250H50V252H51ZM63 250V249H62ZM85 250V249H84ZM88 250V249H87ZM92 250V249H91ZM100 250V249H99ZM111 250V249H110ZM150 250H152V249H150ZM82 251V250H81ZM102 251V250H101ZM114 251V250H113ZM130 251V250H129ZM132 251V250H131ZM145 251V250H144ZM175 251V250H174ZM255 251V252H254ZM261 251V250H260ZM143 252V251H142ZM48 253V252H47ZM76 253V252H75ZM83 253V252H82ZM144 253V252H143ZM142 253V254H143ZM151 253H153V251L151 252ZM150 253V255H153V258H154V256H155V262L153 263V264H155L156 263V259L158 260V253H156V252H154L153 254H151ZM97 254V253H96ZM141 254V253H140ZM257 254H258V252H257ZM78 255V254H77ZM106 255V254H105ZM104 255V256H105ZM130 255V254H129ZM147 255V256H146ZM247 255V254H246ZM248 255H249V252H248ZM49 257L51 256V254L50 255H48ZM54 256H56V255H54ZM84 256V255H83ZM109 256H111V255H109ZM141 256V255H140ZM145 256H146V258H145ZM189 256H193V258H189ZM251 256V255H250ZM62 257V256H61ZM67 257V256H66ZM73 257V256H72ZM151 257V256H150ZM177 257V256H176ZM194 257H196V259H194ZM257 257V256H256ZM149 258V256H148V254H145V255H143L142 256V261H140L139 262V264L140 263H142V264H148L149 262L148 261H151V260H149L148 259ZM152 258V257H151ZM150 258V259H151ZM252 258V257H251ZM67 259V258H66ZM74 259V258H73ZM148 259V260H147ZM250 259V258H249ZM58 260H60V259H58ZM110 260V259H109ZM175 260H177V259H175ZM250 260H252V259H250ZM82 261V260H81ZM83 261H84V259H83ZM257 261V260H256ZM77 262V261H76ZM80 262V261H79ZM148 262V263H147ZM260 262V261H259ZM177 263V262H176ZM179 263V264H180ZM4 264V263H3ZM74 264V263H73ZM78 264V263H77ZM83 264V263H82ZM87 264V263H86Z\"/></svg>","mask_w":264,"mask_h":264}]
</instances>
